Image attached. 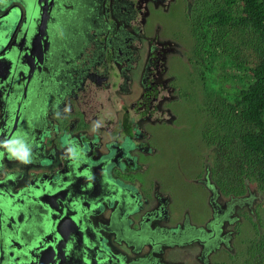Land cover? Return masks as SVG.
I'll use <instances>...</instances> for the list:
<instances>
[{
    "label": "flooded vegetation",
    "instance_id": "obj_1",
    "mask_svg": "<svg viewBox=\"0 0 264 264\" xmlns=\"http://www.w3.org/2000/svg\"><path fill=\"white\" fill-rule=\"evenodd\" d=\"M204 1L0 0V264L30 250L56 252L53 264L236 258L252 191L214 176L203 137L214 107L193 88L209 54L195 42L189 57L177 39L189 27L173 25L196 22ZM39 181L53 185L42 200Z\"/></svg>",
    "mask_w": 264,
    "mask_h": 264
},
{
    "label": "trees",
    "instance_id": "obj_2",
    "mask_svg": "<svg viewBox=\"0 0 264 264\" xmlns=\"http://www.w3.org/2000/svg\"><path fill=\"white\" fill-rule=\"evenodd\" d=\"M217 3L193 23L191 31L197 40L194 48L197 56L205 51L217 60L218 39L226 36L225 33L220 36L219 28L225 31L226 26L230 27L227 33L233 27L247 32L251 49L247 54L241 47L225 44L223 53L243 73L236 74L238 85L233 94H228L227 101L222 100L225 114L219 110L221 94L218 91L215 94L210 103L214 108L210 111L218 120L204 124L203 137L206 145H213L212 169L221 189L239 195L253 183L264 195V0ZM212 23L216 27L207 29L206 24ZM205 63L208 68L212 65ZM258 217L261 219L260 214ZM254 232L243 264H264V233L259 234L256 229Z\"/></svg>",
    "mask_w": 264,
    "mask_h": 264
},
{
    "label": "rangeland",
    "instance_id": "obj_3",
    "mask_svg": "<svg viewBox=\"0 0 264 264\" xmlns=\"http://www.w3.org/2000/svg\"><path fill=\"white\" fill-rule=\"evenodd\" d=\"M217 2H219L220 4L224 3V0H206L204 1L203 6L201 7V9H199L198 11L196 10V4L193 6V11L196 10V14L200 13L202 10H209L212 5L214 3L218 4ZM234 14L237 15V12L234 11ZM175 22H174V27H178L180 29V27H182L180 24H184V27L188 26L189 30L186 33L181 32L179 34V36L177 37V39H179V42L182 44H187L189 47V57L191 55V48L192 46H189L191 44H195V42H197L196 37L193 34L192 30V26L193 24L191 22H186V21H190L187 17H178L177 15H175L174 18ZM215 23L212 24H206V28L209 29L210 26H212V28H215L216 25H214ZM229 26H226V30L223 31L219 28V34L221 36L222 33H225V37H222L223 39L221 40V37L218 39V49H217V60L215 59L214 55H210L209 56V60L206 59H202L199 58V60L201 61L204 60L205 62L207 61L210 64H212L211 66H209L210 68V73H208L206 75V79L203 81H199V84H197L196 86H193V88H196L198 90H200L201 95L203 96V94L205 95H209L210 100L213 101L215 94L217 93V91L221 94V101H219L220 107L219 110L222 113H226V110L224 109L223 105V101L228 100V94H233V91L236 87V84L238 85L237 82V78H236V74L237 73H243L242 69L240 67H238L237 65L229 62V58L227 57L226 54L223 53V49L225 44L228 45H234L236 47H241L243 50V53H247L249 54V49L250 48V37L248 35L247 32L243 31L241 28L239 27H233L230 30V33H227V31L229 30ZM174 29V28H173ZM172 30V29H170ZM178 30V29H176ZM175 30V31H176ZM173 31V30H172ZM201 43H204V40L200 41ZM250 44V45H249ZM211 52H213V50H210ZM209 53V52H208ZM206 56V55H205ZM197 59V57H194L193 61H195ZM195 64V63H193ZM192 64V65H193ZM229 64V65H227ZM194 66V65H193ZM190 67V66H189ZM195 70H194V74L197 75L199 72H204L205 70L202 69V67H200V65L198 66H194ZM190 73H191V68H190ZM230 78H229V77ZM194 77V76H193ZM197 81V80H196ZM196 81L195 84H196ZM203 87H204V91H203ZM219 88V90H217ZM220 97V96H219ZM223 98V99H222ZM195 108L196 106L194 105H190L187 110H188V116L190 117L191 120H193L194 125L197 126L199 125L200 121L199 118L196 115L195 112ZM218 120L217 116H214L211 119V122H214ZM212 158V153L210 156V161ZM189 161V160H188ZM204 163H205V158H204ZM249 189L252 191V216H251V220L250 222H245L244 225L242 224V231H241V235H236L235 237V243H234V247L236 249V252L238 254H236V258L235 257H231V260H227V255L225 254H220L219 258L220 261H223V264H228L229 261L234 262V264H243V260L244 257H247L248 254H246V249H247V245H248V241L250 238H252L254 236V229L258 230L259 234H263L264 233V195L261 194V192H259L253 185V183H249ZM258 214H260L261 219H259ZM248 227V228H246ZM245 228V231H244ZM248 252V251H247ZM229 259V258H228ZM227 260V261H226Z\"/></svg>",
    "mask_w": 264,
    "mask_h": 264
},
{
    "label": "water",
    "instance_id": "obj_4",
    "mask_svg": "<svg viewBox=\"0 0 264 264\" xmlns=\"http://www.w3.org/2000/svg\"><path fill=\"white\" fill-rule=\"evenodd\" d=\"M4 23H5V29L8 25H11L12 23V17L10 15H5L4 16ZM12 133L9 134V141L11 140V137H12ZM7 138V139H8ZM8 149V147H6ZM13 172V171H12ZM37 179V178H36ZM39 180H41V177L39 178ZM39 185L35 188L36 189V193L37 195L35 197H33L34 199L38 198V196L41 194V193H51L53 191V185L51 182L49 181H39ZM30 184H33V181L30 182ZM42 186L45 188L43 189ZM18 194L21 193V189H18L17 190ZM39 199H41V197L39 196ZM43 201H41V204L43 205ZM46 207V206H45ZM50 207V206H49ZM48 246H51V245H48ZM27 255V259H31V260H25V263L24 264H53L55 261H56V252H51V258L47 261V262H44L43 261V258L41 256L42 252H27L25 253ZM24 257H22L21 259H23ZM25 259V258H24Z\"/></svg>",
    "mask_w": 264,
    "mask_h": 264
},
{
    "label": "clouds",
    "instance_id": "obj_5",
    "mask_svg": "<svg viewBox=\"0 0 264 264\" xmlns=\"http://www.w3.org/2000/svg\"><path fill=\"white\" fill-rule=\"evenodd\" d=\"M11 154L15 156L16 158L20 159L22 162L27 163L29 161V154L28 152L24 149L22 151H17V150H11Z\"/></svg>",
    "mask_w": 264,
    "mask_h": 264
}]
</instances>
